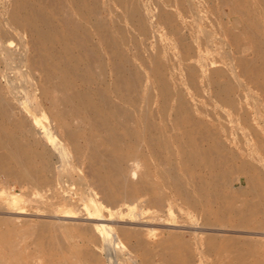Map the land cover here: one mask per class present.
I'll list each match as a JSON object with an SVG mask.
<instances>
[{"label":"rangeland","instance_id":"1","mask_svg":"<svg viewBox=\"0 0 264 264\" xmlns=\"http://www.w3.org/2000/svg\"><path fill=\"white\" fill-rule=\"evenodd\" d=\"M0 264H264V0H0Z\"/></svg>","mask_w":264,"mask_h":264},{"label":"bare ground","instance_id":"2","mask_svg":"<svg viewBox=\"0 0 264 264\" xmlns=\"http://www.w3.org/2000/svg\"><path fill=\"white\" fill-rule=\"evenodd\" d=\"M48 68H46V70H47ZM60 97V98H59ZM103 97V96H102ZM59 99H62V100H68V98L66 97V95H65V93L64 92H61L60 94H59V96H58V100ZM106 99V97L104 96V99L103 100H105ZM115 102H116V100H115ZM114 102H112V104H113ZM117 104V103H116ZM109 106H111V104L109 105ZM77 108V107H76ZM74 109L73 110V108L70 110L71 112H73L72 114H74L75 116L77 115V114H75V112H78L77 110L79 109V108H77V109ZM89 110V109H88ZM79 111H80V109H79ZM87 113V112H86ZM86 113H84L86 116L88 115V113L86 114ZM100 113V112H99ZM80 114V113H79ZM83 114V115H84ZM115 114H116V112H115ZM117 114L118 115H120L118 112H117ZM86 116H84V118H86ZM88 116H90V113H89V115ZM88 116H87V118H88ZM98 116V115H97ZM104 116H106L105 114H104ZM114 117H116V115H113ZM121 116H123V115H121ZM121 116H118V118L119 117H121ZM77 117V116H76ZM91 117V116H90ZM78 118H79V116H78ZM83 118V117H82ZM82 118H79L78 120L80 121V119H82ZM127 118V116L126 117H124V119H126ZM76 119V118H75ZM93 119V118H92ZM116 119V118H115ZM129 119H130V117H129ZM77 120V119H76ZM83 120V119H82ZM85 121H86V119H84ZM119 120H120V118H119ZM119 120H117V122L119 121ZM121 120H122V117H121ZM88 123L90 124L92 121H91V118L90 119H88ZM91 121V122H90ZM95 121V120H94ZM104 121H107V119L106 120H104ZM123 121V120H122ZM125 122L127 121V120H124ZM130 121V120H129ZM128 121V122H129ZM96 122V121H95ZM103 122V121H102ZM127 122V123H128ZM104 124L103 125H105V126H107V124L108 123H106L105 124V122H103ZM110 123V122H109ZM120 123V122H119ZM122 123V122H121ZM88 124V125H89ZM92 124V125H91ZM90 124V127L91 126H94L93 124L94 123H91ZM96 124V123H95ZM111 124V123H110ZM125 125H126V123H124ZM124 124H121V127H124L125 128V126H124ZM116 125H117V123H116ZM130 125V124H129ZM108 126H110V125H108ZM108 131L107 132H109L110 131V129L111 128H109L108 127ZM113 130V129H112ZM119 130V129H118ZM125 130H127V133L129 134V135H131V137H133V135H132V133L130 134V127H128V125H126V129ZM119 134H121L120 132H119ZM127 134V135H128ZM117 136V135H116ZM119 136V135H118ZM135 136V135H134ZM121 138H123L122 137V134H121V136H120ZM121 138H118V142H119V140L121 139ZM114 139V141H115V143H117V137H116V139L115 138H113ZM122 140V139H121ZM120 140V142L122 143V141ZM130 139H128V141H129ZM126 143V142H125ZM125 143H123V144H125ZM120 145V144H119ZM120 154V153H119ZM118 154V155H119ZM122 154V153H121ZM114 156H117V155H115V153H114V155H113V157ZM121 156H123V155H120V157H116V158H113L112 160H111V164H110V171L113 173V174H111V172L108 174V175H110L111 174V176L113 175V181L114 182H116L115 184H116V186L115 187H111L112 185H113V181L112 182H110V179L112 180V178H111V176H110V178H107V175H106V177L104 176V177H102V178H100V180H101V182H102V184H103V187H104V189L110 194V199H109V203L110 204H112L113 203V199H112V192H113V190H119V189H121L122 187L124 188V186L126 187V185H124V186H122V184H124L123 182V179H124V177L122 176V175H124V173L126 172V171H128V170H126V171H124V173H123V170H124V168H123V166H121L122 164V162H124L123 161V159H121V158H124V157H121ZM63 157V159L64 160H66V157L63 155L62 156ZM129 157V156H128ZM126 158H127V156H126ZM125 159V158H124ZM121 160H122V162H121ZM127 162H128V160H126ZM134 161V160H133ZM132 161V159H131V162H133ZM121 162V163H120ZM125 163V162H124ZM127 165V164H126ZM129 165V164H128ZM128 165L125 167L126 169H127V167H128ZM131 165H132V163H131ZM125 166V165H124ZM132 167V166H131ZM130 167V168H131ZM127 173V172H126ZM129 174V173H128ZM124 176H126V175H124ZM109 177V176H108ZM127 177H128V179H129V176L127 175ZM126 177V178H127ZM127 179V180H128ZM109 180V181H108ZM124 180H126V179H124ZM126 180V181H127ZM110 182V183H109ZM112 183V185H109V184H111ZM122 186V187H121ZM83 198H84V200H85V202L87 203V206H90L91 207V209H92V211H93V213L92 214H90L92 217L91 218H89L92 222L93 221H97V222H103V221H105V219H104V215H102V214H100L101 212L99 211V208H98V206L95 204V202H94V199H93V197H92V194H90V193H86L85 191H84V193H83ZM131 199V200H130ZM129 199V202H130V206H139L140 205V203H139V201H138V199H136V198H130ZM138 206L137 207H135V209H132V210H136V208L138 209ZM130 208V207H129ZM128 208V209H129ZM126 211H129V210H127L126 209ZM131 211V210H130ZM129 211V213H131ZM137 211H135V214H136V216L138 215L137 213H136ZM15 213V212H14ZM128 213V212H127ZM35 214V213H34ZM134 214V211H133V215H135ZM42 215H44V214H42ZM46 215V214H45ZM49 216H52V215H50L49 214ZM56 216V215H55ZM58 216V215H57ZM72 216V215H71ZM87 216V215H86ZM88 216H89V214H88ZM87 216V217H88ZM97 216H99L98 218H97ZM60 217V216H59ZM70 217V216H69ZM75 217V216H74ZM73 217V218H74ZM77 217V216H76ZM86 217V218H87ZM96 217V218H95ZM139 217L141 218L142 217V215L140 216L139 215ZM139 217H137V219L136 220H138V218ZM61 218H67V217H64V216H61ZM106 218V217H105ZM153 218V220H154V218L155 217H152ZM88 219V218H87ZM107 219V218H106ZM109 219V218H108ZM111 219V218H110ZM133 219H135V218H133ZM157 219V218H156ZM52 220V219H51ZM61 220V219H60ZM65 220V219H64ZM63 220V221H64ZM141 219H139V221H140ZM56 221H57V219H56ZM59 221V220H58ZM62 221V222H63ZM67 221V220H66ZM69 221V220H68ZM112 221V220H111ZM123 221V220H122ZM129 221H131V220H129ZM163 221V220H162ZM48 222H52V221H48ZM55 222V221H54ZM60 222V221H59ZM59 222H57V223H59ZM92 222H91V224H92ZM141 222V221H140ZM56 223V222H55ZM54 223V224H55ZM56 223V224H57ZM73 223V222H72ZM104 223H106V222H104ZM104 223L103 224H100V225H98L97 223V226H99L100 227V229L102 230L103 229V227H105V225H104ZM55 224V225H56ZM95 224V225H96ZM107 224V223H106ZM101 225H104V226H101ZM108 225V224H107ZM107 225H106V227L105 228H108V227H111L110 226V224L108 225V227H107ZM125 226V225H124ZM99 227H96V229L97 228H99ZM102 227V228H101ZM132 229V228H131ZM100 230V231H101ZM98 232H100L99 230H97ZM104 231V230H103ZM106 231H107V233H108V229H106ZM109 236H110V234H109ZM108 236V237H109ZM108 237H105V241H106V238H108ZM110 239H112V237L110 236V238H108V242H110ZM113 240V239H112ZM111 240V241H112ZM115 242H116V240H115ZM111 248H112V250H114V241L113 242H111ZM115 246H116V243H115ZM111 250V252H112V255H113V251ZM114 253H115V251H114ZM116 254V253H115ZM113 257V259H116L117 257H116V255L114 256H112Z\"/></svg>","mask_w":264,"mask_h":264}]
</instances>
